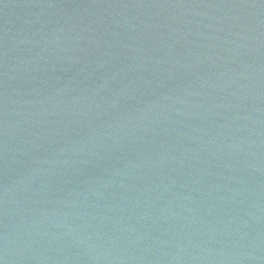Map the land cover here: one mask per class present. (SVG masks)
I'll list each match as a JSON object with an SVG mask.
<instances>
[{"label": "water", "instance_id": "95a60500", "mask_svg": "<svg viewBox=\"0 0 264 264\" xmlns=\"http://www.w3.org/2000/svg\"><path fill=\"white\" fill-rule=\"evenodd\" d=\"M2 264H264V0H0Z\"/></svg>", "mask_w": 264, "mask_h": 264}, {"label": "snow or ice", "instance_id": "6c2138e0", "mask_svg": "<svg viewBox=\"0 0 264 264\" xmlns=\"http://www.w3.org/2000/svg\"><path fill=\"white\" fill-rule=\"evenodd\" d=\"M0 264H2V262H0Z\"/></svg>", "mask_w": 264, "mask_h": 264}]
</instances>
